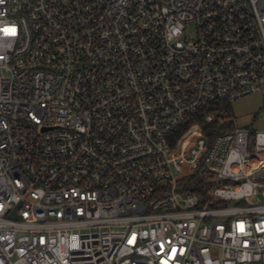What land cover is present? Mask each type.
<instances>
[{
	"label": "built area",
	"instance_id": "built-area-1",
	"mask_svg": "<svg viewBox=\"0 0 264 264\" xmlns=\"http://www.w3.org/2000/svg\"><path fill=\"white\" fill-rule=\"evenodd\" d=\"M258 93L264 0H0V264H264Z\"/></svg>",
	"mask_w": 264,
	"mask_h": 264
},
{
	"label": "rangeland",
	"instance_id": "rangeland-1",
	"mask_svg": "<svg viewBox=\"0 0 264 264\" xmlns=\"http://www.w3.org/2000/svg\"><path fill=\"white\" fill-rule=\"evenodd\" d=\"M227 120L236 128L264 130V93L249 95L232 103Z\"/></svg>",
	"mask_w": 264,
	"mask_h": 264
},
{
	"label": "trees",
	"instance_id": "trees-1",
	"mask_svg": "<svg viewBox=\"0 0 264 264\" xmlns=\"http://www.w3.org/2000/svg\"><path fill=\"white\" fill-rule=\"evenodd\" d=\"M230 106L231 104L226 103H217L209 106L199 116L191 119L185 126H182L178 130V134L185 133L194 124H200L204 134L213 139L219 134L233 131L235 129L234 124L227 120V116L230 114ZM209 114H213L217 117V120L213 123L207 124L205 123V117ZM220 119H224L226 121L222 123Z\"/></svg>",
	"mask_w": 264,
	"mask_h": 264
}]
</instances>
